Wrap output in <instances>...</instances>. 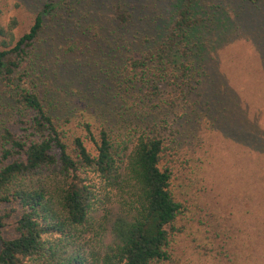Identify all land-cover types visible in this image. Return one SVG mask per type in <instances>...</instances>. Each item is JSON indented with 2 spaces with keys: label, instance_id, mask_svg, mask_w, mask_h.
<instances>
[{
  "label": "trees",
  "instance_id": "obj_1",
  "mask_svg": "<svg viewBox=\"0 0 264 264\" xmlns=\"http://www.w3.org/2000/svg\"><path fill=\"white\" fill-rule=\"evenodd\" d=\"M201 10L199 0H173L169 23L159 24L156 33L136 30L120 38L115 29L103 37L99 61L74 66L64 55L78 54L79 43L93 53L92 39L100 32L99 17L85 13L87 42L75 32L63 38L55 54L56 65L65 69L54 88L64 96L72 91L75 105L52 93L46 82L50 76L39 67L45 59L46 21L60 22L61 16L71 21L74 1L46 2L30 31L13 48L0 51V109L8 114L0 121V210L11 207L0 213V264H159L170 259L185 206L172 190L173 169L164 165L172 143L163 126L175 111L168 102L175 107V98L189 100L203 88L197 78L208 50L239 29L232 14L201 16ZM121 18L127 22V16ZM261 33L257 48L264 68ZM6 35L0 29V36ZM45 53L51 58L49 48ZM165 90L178 95L168 101ZM258 98L264 102V92ZM80 105L96 114L95 123L68 130ZM259 109L258 124L249 126L256 151L264 150L263 104ZM45 171L55 177L47 180ZM16 213V236L5 238Z\"/></svg>",
  "mask_w": 264,
  "mask_h": 264
},
{
  "label": "rangeland",
  "instance_id": "obj_2",
  "mask_svg": "<svg viewBox=\"0 0 264 264\" xmlns=\"http://www.w3.org/2000/svg\"><path fill=\"white\" fill-rule=\"evenodd\" d=\"M48 1L0 0V29L7 34L0 36V51L10 50L30 31ZM72 1L76 11L71 14V21L62 16L60 22L46 21L41 35L45 59L39 67L43 66L41 69L50 76L46 81L50 89L58 85L56 78L61 81V75L56 76L65 69L61 64L56 65L55 59L63 38L76 32L75 37L87 42L82 35L87 26L82 21L85 13L99 17L100 32L92 39L93 53L79 43L78 54L64 55L74 66L79 61L91 64L99 61L101 48L106 44L103 37L115 29L120 38L126 32L133 36L136 30L156 33L159 24L169 23L173 9V0ZM199 2L203 8L201 16L232 14L239 29L228 40L208 50L204 71L199 69L202 76L197 78L203 88L194 90L189 100L175 98L176 105L172 107L169 100L178 94L174 90L164 91L170 110L175 109L168 111L170 117L163 126L164 137L172 143L164 165L168 164L174 171L172 190L185 206V212L177 223L171 257L159 264H264V150H254L249 134V126L258 124L255 120L259 106H264L258 98L264 92V68L257 48L264 32V0ZM123 14L128 18L125 23ZM4 41L9 46H4ZM48 48L52 51L51 58L45 53ZM54 89L52 93L58 91L63 100L73 105L78 103L72 91H66L64 96L63 90ZM84 109L78 107L68 130H76L85 121L95 123L96 114ZM7 117L6 110L0 109V121ZM259 124L260 137L264 140L263 111ZM78 132L81 136L85 134L81 129ZM49 173L45 171L42 176L51 180L55 175ZM6 208L11 207L4 206L0 213ZM18 217L16 213L9 222L5 238L16 236L14 223Z\"/></svg>",
  "mask_w": 264,
  "mask_h": 264
}]
</instances>
